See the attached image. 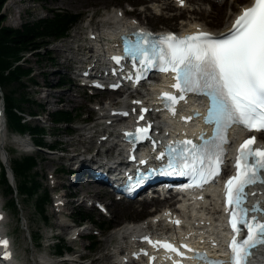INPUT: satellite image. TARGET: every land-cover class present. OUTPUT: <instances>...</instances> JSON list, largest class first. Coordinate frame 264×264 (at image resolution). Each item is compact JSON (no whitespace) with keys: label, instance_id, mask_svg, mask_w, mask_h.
Wrapping results in <instances>:
<instances>
[{"label":"rangeland","instance_id":"rangeland-1","mask_svg":"<svg viewBox=\"0 0 264 264\" xmlns=\"http://www.w3.org/2000/svg\"><path fill=\"white\" fill-rule=\"evenodd\" d=\"M168 1L170 0H163L162 2ZM222 1L228 5L233 4V0ZM249 1L250 0H243L240 5L248 3ZM74 4V0H63L60 3L55 2V0H7L2 8V13L5 17L3 25L13 27H19L20 24L25 21L47 17L51 14V10L79 14L78 21L71 26L66 37L61 39H43L45 43H39L36 47L40 48L39 56L35 54V52L33 54L27 53L23 56L20 63L31 68L30 72L22 78V82L24 83L23 88H18L19 86L17 87L15 81L11 82L8 86L1 88V95L4 93L11 94L14 102H17L16 104L20 102L22 107L20 110L23 113H37L38 111H43L45 115H42V119H34L28 122L30 125L47 126L46 133L44 132V134H46L45 139L43 138L44 144H40L43 148H45L52 139H58L55 146L56 150L48 152V149L45 148V151L37 150L31 154L36 158V165L27 174L29 178H35L40 181V193L47 190L50 194L49 201L45 203L46 210L44 214L47 218H44L43 215L38 212L33 199L27 198L21 194H15L18 206L13 207L9 200L12 195L8 194V191H5L4 184L1 183L0 180V203L4 204L6 214V224L4 225L7 226L9 235L14 241V249L17 252V256L20 257L23 263L26 261V263L33 264V261L38 260L41 254L48 253L51 254L50 256L53 260L60 261L61 259L66 258L65 249L70 247V249H67L69 250V257L72 255L83 256L76 264H112L116 260L109 253H111L112 249L119 242V238L116 236L118 229L127 226L125 225L127 223L130 225L131 222L132 224L145 223L147 222V218L153 216L151 214L156 211L150 210V206L145 207L137 201H128L127 203L124 201H115L109 194L105 193L107 190L105 186L94 183V181L89 180L85 176L86 171H83V173L80 172L78 176H76L78 172L74 175L73 171H71L74 161L68 160L67 158L74 154H82L75 153V148L78 152L88 149L89 152L91 151L93 153L99 148L95 147L96 143L94 142L90 143V145L87 144V142H82L81 144L80 142H76L78 139L84 140L89 136L88 131L84 130L86 128L93 127V131L101 130V122L97 121L100 112L96 114L94 106L99 103L100 105L97 106L98 109H103V105H105L103 103L110 102V100L116 102L118 97L120 99L122 95L105 90L95 91V95L92 96L89 95L85 88L78 87L73 82H66L63 87L54 88L58 85L57 82L60 77L68 79L71 71H79L78 69L74 70V67L71 66L76 64L77 59L82 57V54H80L82 51L76 49V53L69 54V57H72L74 54V62L71 64H68V62L64 63L62 49L57 52L54 48L57 45L71 41L74 36H77L78 39L86 37L87 35L85 32L88 31L86 27H89L90 24L93 28L98 27L102 18L112 11H117L119 14L124 13L127 17L125 20L133 19L135 22H139L140 24L156 31L166 28L171 31H178L181 22H184L187 19L189 20L190 17L194 16H197L196 19H200V21L204 22L209 29L217 30L218 28L223 27V25H211L209 23L212 19L211 16H208L207 14H198L199 11L196 10H199V6L195 1H191L190 8L177 10L176 8L171 7L170 9L166 8L162 11L158 10L157 12L155 9L149 8L152 4H150L149 1L146 2V0H107L105 2H97L92 5L89 4L81 7H76ZM202 6L208 12L212 11L213 7L208 1L203 0ZM238 9L239 7L237 6L234 9V13L237 12ZM79 44L82 45L84 43L79 42ZM44 86H47V90L42 88ZM20 94L26 95L28 98L32 99V101H21L18 99L20 98ZM58 100H60L61 103L57 104ZM119 102H121V100ZM112 104H117V102H112ZM58 108L63 111H70L71 114L80 112L82 115L74 117L71 124L61 122L54 125L47 121H43L46 115L51 118V113ZM103 113H105L104 109ZM87 116L91 119L89 124L83 122V119ZM26 120L27 118L24 121ZM6 124L9 133L7 135L9 140L6 142V148L9 153V165H11L16 158H21L24 155L29 154L20 153L15 149L10 137L11 135L15 137L18 133H16L15 130H11L13 127L7 122V117ZM68 133H71V135ZM24 136H27V133L22 137ZM37 138V136L34 137L36 142ZM68 140L72 141L71 146L66 145ZM103 146L104 144L102 147ZM61 150H63V152ZM110 153L113 154V151ZM62 154L67 155L65 157L62 156ZM70 161L73 162L70 163ZM59 168H62V170H58ZM34 172H37L38 174L34 176ZM54 172V177L57 182L55 190L58 193L66 192L67 194L70 193L75 196L70 199V203L68 202L69 206L67 207V210L64 211L65 217L62 214H54V211H52L54 189L51 187L53 186L55 179H52L51 175ZM86 174H88V171ZM24 176L25 175L20 174L17 175L15 178L16 184H20V180ZM77 177L79 180L76 182ZM15 182H13V185ZM61 186L65 187V191L61 189ZM88 199H98L103 202L107 207V212L103 214L93 206H88ZM158 206L161 207V204ZM75 211H81L87 216L93 217L94 222L90 219L83 221L77 220L76 217L78 216L74 215ZM67 215L70 217H66ZM62 220L66 221L69 225H72L73 221H78L77 223L82 225L85 224L89 227V232L91 233L85 231V234L88 235H85L82 239L69 241L68 238L71 230H68L65 233L61 230L62 228L56 224L58 221ZM106 224L109 225V227L105 226ZM51 232L55 235L53 243L58 242V239L63 240L65 249L62 253H57L60 254V256L54 255V253H56V246L51 245L48 248L46 247L47 238H49ZM89 236H92V238ZM92 241L95 244L93 249L88 248ZM36 243H38V247L34 246ZM101 256L104 257L101 258ZM58 264L70 263L59 262Z\"/></svg>","mask_w":264,"mask_h":264},{"label":"snow or ice","instance_id":"snow-or-ice-1","mask_svg":"<svg viewBox=\"0 0 264 264\" xmlns=\"http://www.w3.org/2000/svg\"><path fill=\"white\" fill-rule=\"evenodd\" d=\"M161 42L167 47L160 51L159 70L175 73L176 83L172 87L181 93L179 99H184L185 92L206 89L213 100L211 111L217 124L214 139L221 130L226 132L232 124L242 125L249 131L264 130V0H254L251 7L245 8L223 39H214L207 33H200L182 40L169 35L163 37ZM136 50L141 54L144 51L139 43ZM114 59L118 62V58ZM141 63L152 66L150 60H142ZM164 98L171 105L177 102V97L167 93ZM169 110L173 111L171 107ZM145 131L147 129L138 130L141 133ZM220 139L225 142L224 136H220ZM251 142L249 140L241 144L235 164L236 176L229 178L225 184L226 201L232 206L229 223L233 233L241 231L240 225L248 233L239 242L233 236L229 244V264H246L250 249L257 244H264V224L254 218L248 219V210L242 207L246 199L244 189L257 182L264 183L258 177V173L264 170V151L251 148L245 150V146ZM182 143L185 145V158L191 155L201 165L199 169L193 165V171L198 172L201 180L206 181L207 176L219 174L221 154L212 155L206 154L204 149L197 150L191 140ZM248 157L254 159L251 165ZM253 210L258 209L254 206ZM163 247L175 251L169 244ZM214 264L223 262L217 261Z\"/></svg>","mask_w":264,"mask_h":264},{"label":"bare ground","instance_id":"bare-ground-1","mask_svg":"<svg viewBox=\"0 0 264 264\" xmlns=\"http://www.w3.org/2000/svg\"><path fill=\"white\" fill-rule=\"evenodd\" d=\"M62 1L63 0H55V2H59V3ZM105 1H107V0H74V2H75L74 5L76 7H81V6H87L89 4L92 5V4L97 3V2H105ZM136 1H138V0H136ZM147 1H149L150 4H152V6H150L149 8L155 9L156 12L158 10L162 11L163 9H166V8L170 9L171 7H174L177 10H183L184 8H190L191 1H195V3H197L199 6V10H196V11H199L198 14H207L208 16H211L212 19L209 22L211 25H214V26L215 25H220V26L223 25V27L218 28L216 31L224 30L229 26L230 18L234 14V9L237 6L240 9L241 6H239V5L243 2V0L242 1L241 0H233V4L228 5V4L223 3V1H208L209 4H211L213 7L212 11L208 12L202 6L203 0H187V2H190V3H187L183 8L179 7L178 3L174 0H170L168 2H162L163 0H146V2ZM156 1H158V2H156ZM125 18H127V17L124 15V13L119 14V13H117V11H112L111 13H108L105 17L102 18L98 27L93 28L91 24L89 25V27H86L88 29L89 33L85 32V34L87 35V33H88L89 36H92V34H93L94 36L97 37V39L87 40V36L84 38L78 39L77 36H74L71 41H68L67 43H63L61 45H57L54 49L57 52H59L62 49V55L64 58L63 62L64 63L68 62V64H71L74 62V54L72 55V57H69V54L70 53H76L75 49H78V50L84 49L85 50L86 49L85 46L86 47L87 46L95 47L96 51H97V53H96V51H94L96 63H98L99 61L102 63H105L106 60L104 57V53L106 52V50H104V49L108 47V48L115 50V48L117 46L118 36L124 32L128 33L134 27H136L137 24H139L138 22H135L133 19L125 20ZM196 18H197V16L190 17L189 20L187 19L186 21L181 22L179 24V30L178 31H186V30L196 28V27H201V28L206 27L204 22H202V21H200V19L198 20ZM200 25H202L203 27ZM206 28H208V27H206ZM80 41L86 42V43L84 42L85 43L84 46L82 44V48H80V45L76 44V43H79ZM101 48H103V50ZM78 55H80V54H78ZM104 70L106 71V69H104ZM121 73L122 72H120V74ZM80 76L83 77V75H80ZM88 77H90V76H88ZM95 78L100 79L97 77H91V79H95ZM165 83H168V80H165ZM152 90H153V88H152ZM146 92L147 91H143V92L139 93L140 99L145 98ZM120 99H124V97L121 96ZM122 102H123V100H121V102H119V103H122ZM135 102H136V100H132L131 104L127 107L128 115H127V117H125V119H123L124 121L131 118V116L133 114V110L137 108L135 105ZM112 106H114V108H112ZM103 109H104L105 113H103ZM103 109L99 108L100 113L98 116L99 118L97 119L98 122L99 121L101 122V130L102 131H98V130L93 131V127L86 128L84 130L88 131L89 136L86 137L84 140L78 139V140H76V142H80V144L82 142H84V143L87 142V144H89V145H90V143H93V142L96 144H100V145H101V143H105V144L109 143L111 145L110 142H112L113 140H115L121 136L122 132H121V128H119V126H118L119 121L117 120V118L120 116V112H121L120 106L118 104H111L109 106L103 105ZM152 116L153 117H151V119L154 121L156 120L157 125L160 128H163L164 133H166L167 131H171L173 133H178L182 130V128L175 125V122L173 121V119L166 118V117H164V115L161 117L158 114H153V112H152ZM107 123H109V124H107ZM6 131H7V124L5 121V116H4L3 112L0 111V159L3 161V163L9 165V161H10L9 160V153L7 151V148H6V142H7L6 141V137H7ZM107 134H109L108 138H110V141L106 140V141L102 142L101 136L104 135V137L107 138ZM234 135H235V133H234ZM10 140L14 143L15 146H17V148L20 152H24V153L30 152L32 147H33L29 143L27 137H22V136L17 135L15 137H12ZM262 140L264 141V137H262ZM66 145L71 146L72 141L68 140L66 142ZM113 147L116 148V145ZM113 147L108 146L105 151H108V150L112 149ZM101 149L102 148L99 147L97 149V152L101 151ZM120 151H121V148H119V150H117V154H115L114 156H112L110 158L114 159L115 162H117L119 160L122 161V158L124 156H123V153H122V156L119 154ZM82 154H74L72 156H69L68 160H73L75 158V156L79 157ZM90 156L92 157L91 162H93V163L96 162V161H94L95 155L92 154ZM97 160H101V159H97ZM73 161H70V163H72ZM81 171H89V170L84 168V165H82L77 170L78 173L76 174V176H78V174ZM13 180L15 182V180H16L15 176H14ZM78 180H79V178L77 177L76 182ZM93 181L97 182V180H95L94 177H93ZM256 198L260 201V203L264 204V185L258 186V192L256 194ZM123 201H120V202H123ZM124 202L127 203L128 201H124ZM159 203H161V202H159ZM66 204L68 205L69 203H66ZM201 204H206V205L203 208L199 209L197 212L192 211L191 215L187 216L185 213H182L180 219L184 223H187L189 226V230H185L184 232L186 233V235L194 233L193 236H197L198 238L200 235H202L203 239H206V241L208 242L209 245H210V243H209L210 238L215 240L217 245H221V241L223 238V232H222V224L217 219V215L219 214L220 210L216 206V196L214 194H212L211 198L208 199V203H205L204 201H200L199 205H201ZM0 206L3 207L4 204L0 203ZM184 210L187 212L189 211L188 208H185ZM53 211H54V214H59V213L63 214L65 209H59V210H53ZM173 214H174V211L167 209V210H164L162 212H158L156 214H153L154 217L151 216L149 219H147V222H145V223L130 224V225H127L125 227L119 228L118 231L116 232V236H118L119 242L112 249L111 253H109L116 260L112 264H118L119 262L121 264H123L122 261L125 258H128L134 252H136V248L138 246H144L146 248V246L142 243V241L140 239L142 237L146 236L148 233L169 234L171 236L178 235L179 231L176 232L174 230V228L169 227V224H170L169 221L171 219L170 216ZM1 217H2V221H0V236H3V238H5L6 241L9 242V244L12 246L14 253L17 255V252L14 249L13 243L11 242V240L7 236V232H6L7 226L4 225V224H6L5 223V215L0 214V218ZM216 219L218 220V222L214 223V221ZM207 221L208 222L210 221L209 225L203 224V222H207ZM56 224L58 226H60L62 228L61 230L64 231L65 233L68 230H71L70 235H72L73 234L72 232L75 230L74 228L70 227V225L67 224V222L64 220L58 221ZM201 229H204L205 231L202 232ZM69 240L72 241V237H70ZM216 244H213L211 247H213ZM2 253H3V250L0 247V264H14L13 262H10L9 258H7L6 256H2ZM82 257H83L82 255H79V256H73L72 255V256H70V258L62 259L60 262H64V263L69 262L70 264H76L79 262L78 260H81ZM103 257L104 256H101V258H103ZM39 259H40V262L47 263V264H51V262H53V260L49 254H41L39 256ZM255 260H256L257 264H264V247L259 250V256ZM132 262H133V264H144L140 261L139 262L131 261L129 264H131ZM134 262H136V263H134ZM163 264H166L165 260H163Z\"/></svg>","mask_w":264,"mask_h":264},{"label":"trees","instance_id":"trees-1","mask_svg":"<svg viewBox=\"0 0 264 264\" xmlns=\"http://www.w3.org/2000/svg\"><path fill=\"white\" fill-rule=\"evenodd\" d=\"M6 1L7 0H0V99L3 98L7 122H9V125L13 127V130L26 131L27 129H30L37 134V143L44 144L43 136L41 134L45 132V128L41 126L31 127L30 125L23 123L21 120L22 115L19 113L22 112L20 110L22 108L20 102L16 104L17 102H14L11 94L4 93L1 95V88L8 86L14 81L17 83V87L19 86L18 88H23L24 83L22 82V76L27 75L31 69L30 67L17 64V61L24 54L23 51H38L37 55L39 56L40 48H36L39 43H45L43 39H61L66 37L71 26H73L78 21L79 14L51 10V14L47 17L25 21L21 23L19 27L4 26L3 21L5 20V17L2 13V8ZM67 81V78L65 79L64 77H60L57 84L60 87H63ZM18 99L26 102L32 101V99L28 98L24 94H20V98ZM51 115L55 122H70L74 117L78 116L79 113L71 114V112L67 110H55L51 113ZM51 147H55V145H51ZM35 165L36 158L33 155L16 158L15 161H13V163L10 165L15 178L19 174L25 175L20 180V184H16L17 191H15V188L8 182L5 175V169L2 165L0 166V180L1 183L4 184L5 191H8V194L12 195L9 200L11 201V205L13 207L18 206L15 196V194L18 192V194L33 199L38 212L42 214L44 218H47V216L44 214L46 210L45 203L49 201L50 194L47 190H44L42 193H40V181L34 177V179H32L27 176V174ZM36 174L38 173H33L34 176ZM74 215L78 216L76 218L79 221L90 219L94 222L93 217L87 216L81 211H75ZM105 226L109 227L107 224ZM89 237L92 238V236ZM60 241L61 242L56 243L57 253H62L65 249L63 240L60 239ZM94 247L95 244L92 241L90 243V248L93 249ZM67 249H70V247Z\"/></svg>","mask_w":264,"mask_h":264}]
</instances>
